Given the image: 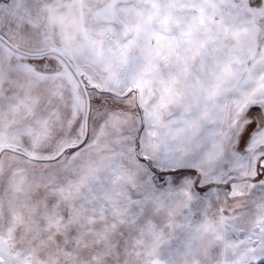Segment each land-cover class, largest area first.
Segmentation results:
<instances>
[{"label":"snow or ice","instance_id":"snow-or-ice-1","mask_svg":"<svg viewBox=\"0 0 264 264\" xmlns=\"http://www.w3.org/2000/svg\"><path fill=\"white\" fill-rule=\"evenodd\" d=\"M0 264H264V0H0Z\"/></svg>","mask_w":264,"mask_h":264}]
</instances>
